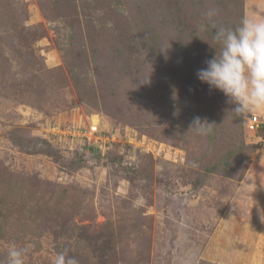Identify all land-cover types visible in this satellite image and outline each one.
I'll return each mask as SVG.
<instances>
[{"label":"rangeland","instance_id":"rangeland-1","mask_svg":"<svg viewBox=\"0 0 264 264\" xmlns=\"http://www.w3.org/2000/svg\"><path fill=\"white\" fill-rule=\"evenodd\" d=\"M248 1L0 0V264L13 244L26 264L264 255L239 207L264 113L237 116L196 75L220 47L207 11L231 28L264 18ZM197 116L210 135L189 130Z\"/></svg>","mask_w":264,"mask_h":264},{"label":"clouds","instance_id":"clouds-1","mask_svg":"<svg viewBox=\"0 0 264 264\" xmlns=\"http://www.w3.org/2000/svg\"><path fill=\"white\" fill-rule=\"evenodd\" d=\"M215 9L206 13L214 31V40L219 51L209 60L206 67L197 71V78L210 89L221 91L227 103L234 105L231 112L241 118L253 113H264V18L258 15L244 16L235 28L218 26L213 19ZM142 83L150 82V76ZM213 124L197 116L189 130L197 135L208 136ZM30 252L28 246L11 245L7 251L6 264H26ZM52 264H79L68 250L58 252Z\"/></svg>","mask_w":264,"mask_h":264},{"label":"crops","instance_id":"crops-1","mask_svg":"<svg viewBox=\"0 0 264 264\" xmlns=\"http://www.w3.org/2000/svg\"><path fill=\"white\" fill-rule=\"evenodd\" d=\"M252 1H255L256 4L259 3L258 0ZM253 2L252 6H250V9L254 5ZM261 9L262 8H260L259 10ZM252 12L254 14L258 13L256 8L253 9ZM259 13L263 12L259 11ZM258 16L262 17L261 14H259ZM240 191V194L245 195L247 199V203L243 205L246 207H241L240 205V209L244 208L246 212L258 214L257 220L254 219V223L245 222L246 229L244 231H248V239L255 240L256 244H258L257 248L262 250L261 245L264 249V160L259 161L258 158L257 160H254V162L251 164L250 168L246 171L243 177ZM251 235L254 236L251 237ZM253 264H264V255H260V257L253 261Z\"/></svg>","mask_w":264,"mask_h":264},{"label":"built area","instance_id":"built-area-1","mask_svg":"<svg viewBox=\"0 0 264 264\" xmlns=\"http://www.w3.org/2000/svg\"><path fill=\"white\" fill-rule=\"evenodd\" d=\"M260 125H261V124L252 125L251 128H252V129H255V128H258ZM261 126H262V125H261ZM90 133H91V136H93V135H97V134H98V129H97V127L92 126V127H91V131H90ZM91 136H89L88 139H91V138H92ZM97 136L100 137L101 134H98ZM100 138H101V137H100ZM100 138H99V139H100Z\"/></svg>","mask_w":264,"mask_h":264}]
</instances>
